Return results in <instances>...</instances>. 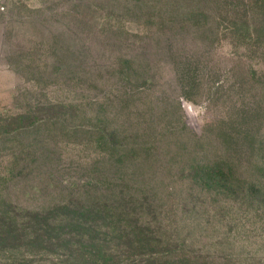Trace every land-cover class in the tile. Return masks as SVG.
Returning <instances> with one entry per match:
<instances>
[{
	"label": "rangeland",
	"instance_id": "374dc122",
	"mask_svg": "<svg viewBox=\"0 0 264 264\" xmlns=\"http://www.w3.org/2000/svg\"><path fill=\"white\" fill-rule=\"evenodd\" d=\"M260 5L0 0V117L29 118L0 136V208L127 205L162 250L264 264Z\"/></svg>",
	"mask_w": 264,
	"mask_h": 264
},
{
	"label": "trees",
	"instance_id": "16d2710c",
	"mask_svg": "<svg viewBox=\"0 0 264 264\" xmlns=\"http://www.w3.org/2000/svg\"><path fill=\"white\" fill-rule=\"evenodd\" d=\"M257 1L264 28V0ZM229 23L233 30H244L246 38H259L261 28L247 14ZM260 32L264 34V29ZM25 121L29 118L23 115L0 117V136L18 131ZM200 173L207 175L204 170ZM230 176L217 166L214 177L208 178L226 185ZM128 209L127 205L72 204L30 211L7 205L0 208V259L8 264H201L198 257L162 250L159 239L135 216V208Z\"/></svg>",
	"mask_w": 264,
	"mask_h": 264
}]
</instances>
